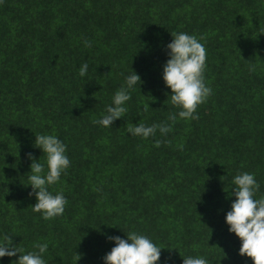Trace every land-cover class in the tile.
<instances>
[{
  "label": "trees",
  "instance_id": "obj_1",
  "mask_svg": "<svg viewBox=\"0 0 264 264\" xmlns=\"http://www.w3.org/2000/svg\"><path fill=\"white\" fill-rule=\"evenodd\" d=\"M261 29L264 0H0V236L24 251L47 242L45 264H75L77 254V264H103L114 246L106 237L129 231L165 248L159 264L189 255L252 264L224 216L235 199L231 176L253 173L256 198L264 195ZM177 31L204 45L211 94L197 119L133 137L130 124L169 123L178 111L161 76ZM131 68L141 82L125 116L107 128L93 123ZM34 134L56 135L70 161L49 189L63 193L64 212L49 220L32 211L26 186V154L44 162Z\"/></svg>",
  "mask_w": 264,
  "mask_h": 264
},
{
  "label": "clouds",
  "instance_id": "obj_2",
  "mask_svg": "<svg viewBox=\"0 0 264 264\" xmlns=\"http://www.w3.org/2000/svg\"><path fill=\"white\" fill-rule=\"evenodd\" d=\"M261 33H264V29H261ZM170 35L171 41L165 45L167 59L162 65L161 76L166 88L170 89L171 94L168 97L170 96L171 104L178 111L169 113V123L162 121L159 124L145 125L141 121L130 124L126 132L133 137L148 139L154 137L157 131L165 135L177 119H197V106L205 102L211 94L212 90L204 79V45L194 34L177 31ZM83 44L90 47L87 40H84ZM88 68L87 62L81 63L78 75L85 77ZM249 71H254V65L249 66ZM138 81L141 82L139 75L131 68V72L124 77V83L113 93L111 103L105 105L104 113L93 123L107 128L111 127L115 120L124 117L128 110L126 102L130 100L131 91ZM148 108L149 104L144 106L143 111L146 112ZM34 135L33 147L44 154V162L33 158L31 153L26 154L31 161L26 186L31 188L28 195L35 197V203L31 205L32 211L49 220L64 212L67 201L63 193H53L49 189L59 181L70 161L66 155V145L56 135ZM229 183V196H234L235 199L231 201L230 209L224 216L227 230L235 234L240 241L239 255L251 258L252 264H264V195L256 198L260 185L251 172H239L231 176ZM125 236L126 239L120 236L106 237L114 246L102 257L103 264H159L161 249H165L164 247L158 246L151 238L136 231H129ZM16 245L13 244L11 236H0V258L16 256L11 264H45L43 256L49 248L47 242H34V251H24ZM182 258V264H208V261L199 255ZM79 259L77 254L75 264Z\"/></svg>",
  "mask_w": 264,
  "mask_h": 264
}]
</instances>
